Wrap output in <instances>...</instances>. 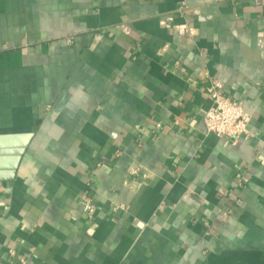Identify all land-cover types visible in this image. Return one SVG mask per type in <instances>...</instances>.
I'll return each mask as SVG.
<instances>
[{"label":"crops","instance_id":"1","mask_svg":"<svg viewBox=\"0 0 264 264\" xmlns=\"http://www.w3.org/2000/svg\"><path fill=\"white\" fill-rule=\"evenodd\" d=\"M0 138V264H264V0H0Z\"/></svg>","mask_w":264,"mask_h":264},{"label":"built area","instance_id":"2","mask_svg":"<svg viewBox=\"0 0 264 264\" xmlns=\"http://www.w3.org/2000/svg\"><path fill=\"white\" fill-rule=\"evenodd\" d=\"M211 102L212 106L207 110L203 121L207 134L228 140L233 145H236L240 138L249 136L248 126L251 118L241 104L222 96L217 91L211 94ZM156 129H160V125H157ZM130 175L138 177L140 174L137 170H133ZM141 178L145 179L146 176L141 174ZM80 206L90 218L95 210L92 200L84 199Z\"/></svg>","mask_w":264,"mask_h":264},{"label":"water","instance_id":"3","mask_svg":"<svg viewBox=\"0 0 264 264\" xmlns=\"http://www.w3.org/2000/svg\"><path fill=\"white\" fill-rule=\"evenodd\" d=\"M6 141L8 139L0 138V183L13 181L20 164L21 158L25 152V147L20 149H8Z\"/></svg>","mask_w":264,"mask_h":264}]
</instances>
